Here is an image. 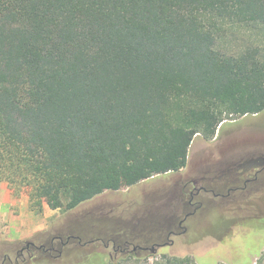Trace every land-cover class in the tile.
Instances as JSON below:
<instances>
[{"label": "trees", "instance_id": "trees-1", "mask_svg": "<svg viewBox=\"0 0 264 264\" xmlns=\"http://www.w3.org/2000/svg\"><path fill=\"white\" fill-rule=\"evenodd\" d=\"M237 28L254 40L224 46ZM263 110L264 0H0V181L13 195L29 187L35 213L179 171L196 135ZM115 247L62 264L153 256ZM25 252L14 264L37 259Z\"/></svg>", "mask_w": 264, "mask_h": 264}, {"label": "rangeland", "instance_id": "rangeland-1", "mask_svg": "<svg viewBox=\"0 0 264 264\" xmlns=\"http://www.w3.org/2000/svg\"><path fill=\"white\" fill-rule=\"evenodd\" d=\"M252 40L249 31L237 28L223 45L239 47ZM259 154L264 155V110L226 120L211 140L196 135L186 166L179 171L147 177L130 187L104 186L98 196L68 212L50 206L56 197L43 201L41 213L32 211L28 201L23 211L29 232L25 240H7L6 222L0 223V264H14L27 243L39 247L32 264L40 259L62 264L86 255L107 259L118 253L116 245L132 251L133 246L157 244L162 246L155 252L145 251L153 255L149 264L163 253L189 255L199 264H254L264 254V225L257 229V223L264 222V167L223 173ZM28 193L24 187L14 195L20 200L18 211Z\"/></svg>", "mask_w": 264, "mask_h": 264}, {"label": "crops", "instance_id": "crops-1", "mask_svg": "<svg viewBox=\"0 0 264 264\" xmlns=\"http://www.w3.org/2000/svg\"><path fill=\"white\" fill-rule=\"evenodd\" d=\"M19 201L18 197L13 195L7 183L0 182V223L2 221L3 223L6 222L4 225L7 227L8 234L5 238L9 241H23L29 235L28 222L23 217V211L27 209L28 199L26 198L24 203L21 201L20 204H24V206H20V211L15 208ZM25 248L17 252V255L21 254L25 258Z\"/></svg>", "mask_w": 264, "mask_h": 264}, {"label": "flooded vegetation", "instance_id": "flooded-vegetation-1", "mask_svg": "<svg viewBox=\"0 0 264 264\" xmlns=\"http://www.w3.org/2000/svg\"><path fill=\"white\" fill-rule=\"evenodd\" d=\"M252 166H258L260 168L264 167V155L259 154L254 158H247L245 160L238 162L237 164H234L233 166H230V167L228 166L224 170L223 174H226V173L229 174L231 172L236 173V171H238L240 169H242L241 171H245ZM247 181H248V179L245 180V184L247 183ZM191 183H192L193 189H196V187L193 185V184H195V181L193 180ZM187 185L188 184H185L182 186L183 187L181 189L182 193H183V191H185ZM190 194H192V191H190ZM188 204H190V205L192 204L191 200L188 201ZM181 224H182V221L179 222V226H181ZM29 247H32L33 250L39 249V247L35 246L33 243H27L26 248L28 249ZM49 250H53V248L50 247ZM115 252H116V250H115ZM35 253H36V251H35Z\"/></svg>", "mask_w": 264, "mask_h": 264}, {"label": "water", "instance_id": "water-1", "mask_svg": "<svg viewBox=\"0 0 264 264\" xmlns=\"http://www.w3.org/2000/svg\"><path fill=\"white\" fill-rule=\"evenodd\" d=\"M68 239V238H67ZM162 244H157V245H153L151 247H142V246H133L132 247V251H136V250H143V251H147L149 250L150 252H155L157 250V248L161 247ZM130 251V250H129Z\"/></svg>", "mask_w": 264, "mask_h": 264}]
</instances>
